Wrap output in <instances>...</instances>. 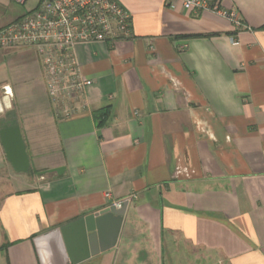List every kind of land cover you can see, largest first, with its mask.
<instances>
[{
	"label": "crops",
	"instance_id": "crops-1",
	"mask_svg": "<svg viewBox=\"0 0 264 264\" xmlns=\"http://www.w3.org/2000/svg\"><path fill=\"white\" fill-rule=\"evenodd\" d=\"M118 1L132 37L77 48L82 97H50L32 48L30 88L0 82L33 168L6 180L0 249L41 264L36 237L130 197L115 246L77 264H264V0H223L244 28Z\"/></svg>",
	"mask_w": 264,
	"mask_h": 264
},
{
	"label": "built area",
	"instance_id": "built-area-1",
	"mask_svg": "<svg viewBox=\"0 0 264 264\" xmlns=\"http://www.w3.org/2000/svg\"><path fill=\"white\" fill-rule=\"evenodd\" d=\"M24 5L27 0H10ZM170 8L212 12L245 25L236 9H227L223 0H167ZM132 37L131 14L118 0H38L21 17L0 27V49L29 47L35 50L50 97H82L93 80L82 71L77 55L79 46L114 45ZM9 94L8 88L5 89ZM66 117L71 108L63 109ZM107 196H110L108 193ZM128 197L114 203L121 207Z\"/></svg>",
	"mask_w": 264,
	"mask_h": 264
},
{
	"label": "water",
	"instance_id": "water-1",
	"mask_svg": "<svg viewBox=\"0 0 264 264\" xmlns=\"http://www.w3.org/2000/svg\"><path fill=\"white\" fill-rule=\"evenodd\" d=\"M0 142L5 157L16 172L28 173L30 158L17 118L0 127ZM64 166L41 171L62 176ZM128 201L121 207L110 205L63 227L53 229L34 239L41 264H77L115 246L126 213Z\"/></svg>",
	"mask_w": 264,
	"mask_h": 264
},
{
	"label": "rangeland",
	"instance_id": "rangeland-1",
	"mask_svg": "<svg viewBox=\"0 0 264 264\" xmlns=\"http://www.w3.org/2000/svg\"><path fill=\"white\" fill-rule=\"evenodd\" d=\"M37 1L38 0H27V2L22 5L10 0H0V27L10 23L35 8ZM35 58L36 56L34 51L30 48L21 47L13 50L0 49V82L9 81L12 84L14 83L17 88L19 85H22L28 90L31 86L29 80H27L25 84H18V82L20 81V78L28 79L31 77L29 72L32 70L31 68H35L34 66L36 63H33ZM9 111H12V113L15 112L12 109ZM22 134L23 137H26V135L24 136L23 131ZM32 172L33 171H31V173ZM26 175L28 174L24 172H14V170L10 167V164L6 162V158L2 155V149L0 146V199L4 192L3 189H5V186L7 185V179H10L13 183V179H15V177H26ZM17 183L14 182V185L23 186L22 183ZM1 228L2 227H0V244L2 235ZM182 263L186 264V262ZM0 264H9L6 251L2 249H0Z\"/></svg>",
	"mask_w": 264,
	"mask_h": 264
},
{
	"label": "flooded vegetation",
	"instance_id": "flooded-vegetation-1",
	"mask_svg": "<svg viewBox=\"0 0 264 264\" xmlns=\"http://www.w3.org/2000/svg\"><path fill=\"white\" fill-rule=\"evenodd\" d=\"M14 118H16L14 113H12V111H7L0 117V127L3 126L6 121L12 120Z\"/></svg>",
	"mask_w": 264,
	"mask_h": 264
},
{
	"label": "trees",
	"instance_id": "trees-1",
	"mask_svg": "<svg viewBox=\"0 0 264 264\" xmlns=\"http://www.w3.org/2000/svg\"><path fill=\"white\" fill-rule=\"evenodd\" d=\"M105 118H106V112H104V110L98 111L97 113V119L100 120L99 121V125L103 124L105 122ZM33 171V168L31 167L30 172ZM3 248H6V245L3 246Z\"/></svg>",
	"mask_w": 264,
	"mask_h": 264
}]
</instances>
